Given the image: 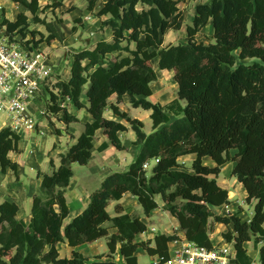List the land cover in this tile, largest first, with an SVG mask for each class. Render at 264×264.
I'll return each mask as SVG.
<instances>
[{
    "label": "trees",
    "instance_id": "1",
    "mask_svg": "<svg viewBox=\"0 0 264 264\" xmlns=\"http://www.w3.org/2000/svg\"><path fill=\"white\" fill-rule=\"evenodd\" d=\"M25 12L15 21L4 19L8 33L17 32L24 40L30 13L39 21V0H11ZM101 0H87L94 10ZM179 0H104L99 17H109L102 27L110 28L112 40L101 39L91 48L74 53L70 76L59 81L58 94L51 93L49 113L71 124L79 119L58 105L68 98L77 109L87 108L93 117L84 132L66 153L60 156V166L52 174H44L35 195L31 220L19 217L20 207L5 201L0 203V264H88L78 251L71 258H61L59 243L71 247L108 238L109 257L120 245L126 264H138L137 252L167 255L169 243L176 235L157 234L146 241L137 236L148 225L140 216L121 213L111 217L110 201H120L126 193L137 198L147 216L159 208L178 221V230L200 246L214 247L210 235L214 223L232 225L223 234L233 243L232 264H253L245 244L253 241L259 250V264H264V0H212L196 7L191 25L187 26L185 44L164 46L169 30H181L184 13ZM213 26L211 44L197 41V35ZM52 34L58 33L48 25ZM39 47L41 42L27 41ZM115 56V57H113ZM158 60L160 70H173L178 84L177 98L166 105L153 103L151 85L158 74L152 62ZM131 105L151 111L153 131L147 134L144 124L131 119L119 109L124 96ZM86 97L88 104L83 102ZM116 96L111 110L126 119L142 146L139 157L121 173L108 176L92 193L87 209L65 226L70 210L67 188L74 176V163L87 165L93 157L96 132L103 130L112 145L119 150L128 147L120 134L127 131L123 123L104 116L109 99ZM21 136L9 128L0 130L1 171L17 172L18 164L9 158L19 151ZM108 147L103 144L101 149ZM196 155L189 171L179 159ZM216 162L211 167L203 158ZM158 159L149 174L144 165ZM234 161L232 175L243 184L254 203L250 220L241 211L221 216L215 208L230 203L229 191L217 177L222 167ZM181 200V204L178 201ZM116 232L110 233V229ZM259 244H262L258 247ZM90 264H118L113 258Z\"/></svg>",
    "mask_w": 264,
    "mask_h": 264
},
{
    "label": "rangeland",
    "instance_id": "2",
    "mask_svg": "<svg viewBox=\"0 0 264 264\" xmlns=\"http://www.w3.org/2000/svg\"><path fill=\"white\" fill-rule=\"evenodd\" d=\"M179 1V7L184 13V25L181 30H169L164 35V46L170 44H185L188 40L186 29L188 25L192 24L197 5L211 3L212 0ZM39 2L41 6L38 12L39 21H35L34 17L26 12L29 16L30 26L25 39L22 40L21 35H19L18 41L22 44H24L25 41L41 42L39 47L49 54L51 62L55 65V69L44 86L46 98H41L35 109V113L41 117L39 119V124L42 127V130L46 133V136H42L38 131L27 135L21 142L22 152L17 156L18 160H20L24 166L22 177H24V181H26L24 183L26 186H30L31 181L37 179L38 169H42L44 172L51 174L55 169V165L57 166L60 164V154L67 152L71 144L74 142L75 138H71L66 133L61 136L51 133V130H53L54 127L57 126L58 128H61L63 124L60 122V118H56L53 114L48 113L43 115L41 112H44L47 104L51 102V93L55 90L58 91L56 88L57 83L68 78L70 74L68 65L70 59L68 58H71L72 60L75 52L81 49H88L95 41L104 36L106 31L105 27H102L101 24L105 21L104 18H106V20L109 18L106 16H98V12L104 0L99 1L94 10L89 9L87 0H39ZM23 12H25V10L21 6L4 8L0 21L4 19L14 21L17 16ZM90 15L92 16L93 21L91 24H87V22H84V18L85 16ZM48 25H51V27L58 33L57 39L53 40L51 43H48L46 40L52 34ZM212 32V27H206L197 35V41L205 44L213 43L214 39L212 38ZM152 66L158 72V79L154 83V99L160 101L159 103L170 101L177 94V83L174 79L175 72L173 70H160L157 60L152 62ZM119 109L123 112L120 107ZM128 112L123 113H126L131 119L142 121L144 124V131L147 134H150L153 131L152 120L149 117L146 119L144 109H137L129 104ZM115 115L120 119L122 118L117 114ZM4 122H6V116L0 115V130L3 128ZM130 129L123 137L131 135ZM55 131L61 133L59 129L56 130L55 128ZM76 136L79 135L77 134ZM54 143H57L58 151L53 152L48 156L49 153L52 152ZM31 152H33V154H31ZM51 158L54 159L53 161L55 165L51 162ZM29 161L31 164L28 163ZM33 164H36V167H33ZM155 165V161L150 162V167L148 169L149 174L152 172V168ZM110 168H112L111 171H108ZM72 169L74 172V176L71 180L72 189L70 191L67 189V191L69 193L76 192L79 195H82L86 191L88 193H93L100 188L102 181H104L108 175L127 170L123 163L116 162L114 166L108 165L106 161L99 160L98 154H96V157L90 165H80L75 163ZM178 203L181 204V200H179ZM122 209L127 210L131 215L147 218L143 209L140 208V212L131 201H127L125 206H122ZM246 210L248 215L251 216L253 212L252 207L247 206ZM164 211L163 207L161 208V211L147 219L148 227H155L158 230V234H178L180 231L175 229L177 226L176 219H173L171 214ZM20 215L23 216L22 213ZM148 234L149 233H147L144 238L145 241L148 240ZM139 253L138 264H154L153 256L149 255L144 249H141ZM255 262L258 263V261Z\"/></svg>",
    "mask_w": 264,
    "mask_h": 264
},
{
    "label": "crops",
    "instance_id": "3",
    "mask_svg": "<svg viewBox=\"0 0 264 264\" xmlns=\"http://www.w3.org/2000/svg\"><path fill=\"white\" fill-rule=\"evenodd\" d=\"M103 3H102V5H103ZM102 5H101V7H102ZM13 6L19 7L21 5L13 2L11 0H0V18H2V14H3V9L4 8H11ZM195 13H196V10H195ZM193 18H194V16H193ZM104 19L106 20V18H104ZM92 21L93 20H92V16L91 15L90 16H85V18H84V22L85 23L87 22V24H91ZM209 26L212 27V29H213V26H212L211 23H209V25L207 27H209ZM105 31H106L105 35L102 36L101 38H99L97 41H99L101 39H105L107 41H111L112 40V31H111V29L107 27V28H105ZM212 34H213V32H212ZM212 38H213V36H212ZM97 41H95L92 45H94ZM92 45L89 48H91ZM68 59H70L68 61V65H69V69H70L71 66H72V63L74 61V58H72V60H71V58H68ZM157 62H158V60H157ZM163 71H165V70H163ZM69 73H70V70H69ZM157 74H158V72H157ZM69 76H70V74H69ZM69 76H68V78H69ZM154 83L151 85L152 90H153V94H152V96L147 97V99L149 101L153 102V103H159L160 101H157V100L154 99ZM176 86H177L176 88L178 90V84H176ZM175 98H177V94L170 101L161 102V104L162 105H166L169 102H171L172 100H174ZM83 102L85 104H88V100H87V98L85 96L83 97ZM108 103H109V107L106 109V111L104 113V116L107 119L119 121V122L123 123L126 127H128L127 131L122 132L120 134V139H121V141L123 143H130V144L128 145L127 148H125L123 150H119V149H117L116 147H114L112 145L111 141L104 134L103 130H99V131L96 132V137H95V140H94L93 157H92L91 161L89 162V164H87V165H90L93 162L94 158L96 157V154H98L99 155V160L106 161V163L108 165L114 166L115 163L118 162V163H123L124 167H126L128 169L129 166L133 162H135L137 160V158L139 157V154L141 152L142 146L139 145V144H133L134 142H136L137 136H136L135 132L133 131V129H130L132 127H131V125H129V122L126 119H123V118L120 119L111 110L110 106L112 104L116 103V96H113L112 98H110ZM129 104H131L130 97L126 95V96L123 97V103L119 104V107L121 108V110L123 112L127 113L128 112V108H129ZM67 110L69 112L73 113L76 117H78L79 121L71 123V124H65L64 122L60 121L63 124V126L61 128H58L57 126L54 127V129L51 130V133L57 134L59 136H61V135L66 133L71 138L74 137L75 139H74V142L71 144V146H72L74 143H76L77 138L84 132L86 124L87 123H91L93 121V117L89 114L87 108L77 109L73 105V103L71 101L69 103V106L67 107ZM145 114H146V119L148 117L151 119V111L150 110H145ZM54 116L56 118H59V115L58 116L54 115ZM55 128H56V130L59 129L61 131V133H59V131L56 132ZM129 129H130L131 135L128 136V137H123L126 133H128ZM76 132H77V134L79 136H76L77 135ZM31 133H34V132L22 131V132L17 133V134H19L21 136V141H20V144H19V151L18 152H11L9 154V158L13 162L18 164L17 172H13L10 168H7V170L3 172V171H1V166H0V203L5 202V201L16 203L20 207L19 217L24 219L26 222H29L31 220V211H32V205H33L34 197L40 190L42 177H43L44 174H48L47 172H44L42 169H38L37 179L36 180H32L30 186H26L24 184L26 182V181H24V177H22L23 173H24V166L20 162V160H18L17 156L22 152L21 142L24 140V138L27 135H29ZM42 136H44V135H42ZM45 136H46V133H45ZM103 144H107L108 145V147L106 149H104V150L101 149V146ZM56 151H58V147H57V143H54L52 152H50L48 156H50L53 152H56ZM31 154H33V152H31ZM60 156H61V154H60ZM195 158H196V155L191 154V155H187V156L181 157L179 159V161L183 165L184 168H186L187 170L191 171L192 170V164H193V161L195 160ZM53 160L54 159L51 158V162L54 163ZM203 162H204V164L209 165L211 167L216 166V162L210 157H204L203 158ZM28 163L31 164L30 161ZM54 165H55V163H54ZM73 165H72V168H73ZM59 166H60V164L57 165V166L55 165L54 171ZM33 167H36V164H33ZM234 167H235V162L234 161L226 163L222 167L221 173L217 177L218 183L222 187H224L225 189H227L229 191L230 203L227 204V205H223L221 207L215 208L214 212L216 214L221 215V216H229L232 213H235L237 211H241L242 218L245 219V220H250L251 217L253 216V213H254V203L249 204V203L246 202L248 193H247L245 187L243 186V184L240 183L232 175V171H233ZM111 169L112 168H110L108 171H111ZM110 175H112V174H110ZM110 175H108V176H110ZM102 183H103V181H102ZM102 183H101V185H102ZM67 189L69 191L72 189V183L70 184V186ZM91 195H92V193H88L87 191L84 192L82 195H79L76 192H73V193H71V192L69 193L68 191L66 192V199H67V203H68V206H69L70 213H69V216L66 218V220L64 222L65 226L67 224H69L76 216L82 214L87 209V207L89 206V204L91 202ZM127 201L133 202V204L135 205L136 209L140 210V212H141L140 208H142V206L139 204L137 198L134 197L130 193H126L120 201H110L109 202V205L107 206V211L110 214V216L111 217H115V216H117V215H119L121 213L130 214L127 210L122 209V206L124 207ZM157 201H158V204H159V208L158 209L154 210L150 214V216H147L144 213L147 218H144L143 216H140L141 219L147 225H148L147 219H149L155 213L161 211V208L164 207V202H163V200L160 197L157 198ZM118 205L120 206L121 213L119 212V210H117V206ZM247 206L252 207V211L253 212H252L251 216L248 215V212L246 210ZM110 209H111V211H110ZM143 212H144V210H143ZM164 212L167 213V211H164ZM21 213L23 214V216L20 215ZM172 218L176 219L173 216H172ZM176 222H177V226H176L175 229H178L179 224H178L177 219H176ZM213 228H214V231L210 235V238H211V241H212L213 245L217 246V247H223V248L231 249V251L233 253H235L233 243H227L224 240V237H223V234L228 232L230 229H233V226L232 225L227 226V225H225L223 223H214L213 224ZM114 232H116V229H114V228L110 229V233H114ZM146 234L147 233H143V234L138 235L136 240L139 241V242L140 241H145L144 238H145ZM178 234L182 235V236H185L184 233L181 232V231ZM151 236L154 237L155 235H153V234L149 235L148 234L147 238L148 239L153 238ZM261 245L262 244H259L258 247H260ZM245 246L248 249L249 255L254 260L253 264L257 263L255 261H258L257 264H259V250L255 246V243L253 241H249V242H247L245 244ZM57 247H58L59 254H60L61 258H71L73 256V252L74 251H78V252H80L81 254H83L87 258L88 264H90L92 262L107 261V260H110L112 258L118 264H126L124 258L120 254V245L118 246L117 252L114 254V256L113 257H109L110 250H109V246H108V238L107 237H104V238H101V239H99V240H97L95 242L83 244V245H80V246H77V247H71L67 243H59ZM141 249L142 248H140L138 250L137 255L140 254L139 251ZM138 263H139V259H138Z\"/></svg>",
    "mask_w": 264,
    "mask_h": 264
},
{
    "label": "built area",
    "instance_id": "4",
    "mask_svg": "<svg viewBox=\"0 0 264 264\" xmlns=\"http://www.w3.org/2000/svg\"><path fill=\"white\" fill-rule=\"evenodd\" d=\"M0 21V115L6 116L3 128L19 133L35 132L45 135L35 113L38 101L46 98L44 86L52 76L55 65L49 54L34 43H20L19 34L8 33L7 26ZM58 94V91H54ZM45 100V99H43ZM41 100V101H43ZM70 100L60 98L58 105L67 109ZM46 104V102H45ZM47 104L44 112L48 114ZM158 163V159L153 160ZM150 162L144 165L149 169ZM158 234L155 227L146 232ZM167 255H154V264H232L235 253L231 249L214 246L208 248L189 241L185 236L176 234V238L168 245Z\"/></svg>",
    "mask_w": 264,
    "mask_h": 264
}]
</instances>
